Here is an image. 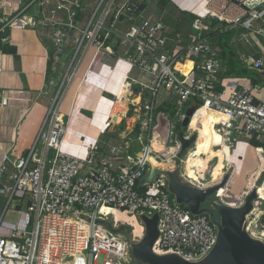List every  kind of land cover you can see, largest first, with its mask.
I'll return each mask as SVG.
<instances>
[{"label": "built area", "instance_id": "2783aa9c", "mask_svg": "<svg viewBox=\"0 0 264 264\" xmlns=\"http://www.w3.org/2000/svg\"><path fill=\"white\" fill-rule=\"evenodd\" d=\"M205 1L206 15L194 20L196 39L187 45L180 33L171 38L162 22L147 19L132 24L121 36L122 44L131 48L125 53L126 61L150 79L149 85H142L148 97L143 94L139 97L138 106L143 112L136 123L139 133L133 142L110 144L106 157L96 144L89 148L85 159L64 153L60 149L65 131L59 106L60 89L49 98L33 146L12 161L11 172L6 167V157L0 164V200H4L0 213V264H138L132 257L131 244L143 235L137 240L124 231L123 223L113 226L109 220L114 212L139 218L157 214L159 235L153 247L157 254H175L193 263L213 249L217 229L206 214L193 215L184 205H178L162 175L151 183H142L150 169V157L174 161L181 153L176 132L185 118L187 105L199 104L222 114L227 120L217 124L216 129L223 134L224 145L233 146L239 139L248 138L264 159V100L258 98L263 88L235 82L230 95L224 98L219 87L223 68L220 50L202 38L204 20H214L227 26L243 25L246 31L239 40L247 46L258 45L260 37L264 38V21L262 26L253 23L262 17L264 0ZM129 2L125 0L117 8L115 0H98L84 23L78 22L84 0H30L28 5H38V24L50 30L56 55L63 53L72 35L77 45L74 62L84 41L99 51L114 54L105 45L111 40L106 31L123 10L129 11ZM63 13L65 18L60 16ZM3 23L0 20V25ZM170 40L172 49L168 46ZM6 42L7 38L2 37L0 46ZM262 54L258 59L241 54L240 63L260 71L264 68L263 50ZM186 63L190 67L184 72ZM52 84L51 79L45 82L41 96L49 95ZM161 91L177 97L173 115L156 111L154 99ZM7 101L2 96L0 108L7 106ZM156 134L165 148L171 149L170 153L166 149L152 150ZM194 134L199 136V125L192 127L184 138ZM132 145L137 151H132ZM182 179L198 188L211 186L195 184L184 175ZM257 199L253 206H263L264 199ZM13 203L19 204L16 218L7 221L4 217ZM260 211V224L255 223L259 231L264 230V207ZM104 222L115 231L109 230ZM120 228L126 236L120 234Z\"/></svg>", "mask_w": 264, "mask_h": 264}, {"label": "crops", "instance_id": "0c3cea01", "mask_svg": "<svg viewBox=\"0 0 264 264\" xmlns=\"http://www.w3.org/2000/svg\"><path fill=\"white\" fill-rule=\"evenodd\" d=\"M25 2L27 0H0V20L4 21L0 28L6 26L0 34L7 38L6 51H0V101L2 96L8 98L7 106L0 108V164L6 157L8 172L12 171V161L25 155L35 143L49 107V98L55 96L59 89V106L65 121L60 149L64 153L85 159L89 148L96 144L101 147L102 155L106 157L110 144L133 142L135 137L130 140H119L105 134L112 123L115 125L114 132H120L119 124L125 119L128 106L136 96L138 99L142 94L148 97V91L142 85H149L150 79L126 61L125 53L131 48L128 44H122L121 36L132 24L139 23L140 20L137 19L143 15L142 19L162 22L171 38L180 33L183 44L187 45L196 39L192 28L194 20L203 19L206 15L205 0H151L141 15L133 16L129 11L124 12L117 22L108 28L106 32L110 35L111 41L105 45L110 46L114 54L99 51L84 41L76 61L73 62L77 45L72 35H69L63 53L60 56L56 55L52 48L50 30L41 28L38 24L40 11L38 5L36 3L28 5L24 4ZM97 2L98 0H84L78 22L84 23L88 19L90 10ZM124 2L125 0L120 6ZM261 15L260 20L254 21V25L262 26L264 8L261 9ZM60 16L65 18L64 13ZM203 23V41L211 46H217L222 56L223 68L219 74V87L224 98H227L234 89L235 82L244 86L252 84L249 78L236 76L238 69L251 70L240 63V55L255 59L263 57L264 38L260 37L258 45L247 46L239 40L240 35L246 31L243 25L227 26L214 20H204ZM113 38L117 40L113 41ZM168 46L172 49L173 41L170 40ZM11 48L15 49L14 54L9 52ZM232 62L235 63V67L231 65ZM69 68V77L62 85ZM258 72L264 73V68ZM48 79H51L53 84L49 88V95L43 97L41 93ZM122 90H128L123 97L128 99V104H125L124 112L120 116L122 118L118 122L119 118L115 119L120 113L117 114L116 105ZM258 98L264 100V88L258 93ZM177 103V97L165 91H161L154 99L157 110L159 112L170 110L166 112L169 114L174 111ZM190 106L192 105H187L185 110ZM199 112L198 110L193 116H199ZM206 123L207 118L202 130H206ZM215 130L217 131L216 125ZM219 134L224 143L223 134ZM197 140L198 138L196 142ZM206 147L209 150L207 156L217 152L226 153L225 148L222 151L216 150L215 145L209 142L206 143L205 150ZM132 151H137L133 145ZM254 153H256L254 146L248 138L235 142L230 158L233 166L230 181L231 184L234 181L240 182V186L231 191L233 194L240 191L247 176L259 167L260 162L256 155L257 160L255 159ZM255 182L256 179L251 180L248 190ZM224 189L228 190L226 187ZM3 206L2 199L0 213ZM18 207L19 204H13L4 219L13 221Z\"/></svg>", "mask_w": 264, "mask_h": 264}, {"label": "water", "instance_id": "95a60500", "mask_svg": "<svg viewBox=\"0 0 264 264\" xmlns=\"http://www.w3.org/2000/svg\"><path fill=\"white\" fill-rule=\"evenodd\" d=\"M150 2L151 0H130L128 10L133 16H139ZM9 52L14 54L15 49L11 48ZM200 108L199 104L188 107L180 126L186 127ZM196 139L195 134L185 139L183 132H180L178 140L181 144V153L174 160V169L163 170L150 165L142 183H151L156 176L162 175L166 178L168 190L178 205H184L193 215L206 214L217 229L213 249L203 259L193 263L175 254H157L153 247L159 235L158 215L154 214L152 217L142 215L140 219L144 226V234L138 242L131 244L134 261L138 264H264V242L253 238L246 229L247 216L252 212L253 202L258 198L257 189L248 192L242 205L230 206L218 195V192L228 185L230 174L224 175L219 183L207 188L189 185L179 174L177 169L181 155L196 143ZM259 183L260 181L257 185ZM212 197L214 200H209ZM103 224L112 232L115 231L109 223ZM118 231L122 232L123 228Z\"/></svg>", "mask_w": 264, "mask_h": 264}, {"label": "bare ground", "instance_id": "6f19581e", "mask_svg": "<svg viewBox=\"0 0 264 264\" xmlns=\"http://www.w3.org/2000/svg\"><path fill=\"white\" fill-rule=\"evenodd\" d=\"M189 67H190V64L186 63L183 66L182 70L184 72H186L189 69ZM125 95H126L125 90H122L120 93V100H118L117 105H116L117 106V114L120 113V115H118L119 117H117V118H120L121 114H123V112H124L125 104L126 105L128 104V99L123 98V97H125ZM133 102L134 103L139 102V99L137 98V96H136V99L134 98ZM199 115H204L207 118L206 130H202L201 122H196L193 125V127H197V125H199V130H200L198 140H197V145L195 148L196 150H195V152L190 151L187 154L186 158L184 160H182V164H183V171H184L185 176H187L189 179H192V180H198L199 183L201 184L202 180L204 182L207 181V179H205L206 173L212 174L215 172V174H216L218 172L219 165H217V164H219L222 161L223 156L226 155L225 153L223 154V152H217L215 154H212V156H211L212 158H210V157L205 158L206 157L205 146H206V143L209 142L212 145H215L216 150L222 151V149H224V148L226 149V147L223 143L222 137L215 130V125L220 124L221 122L226 121L227 119L222 114H219V113L215 112L214 110H206L204 108L201 109V111L199 112ZM137 121H135L133 124L135 125V123ZM151 148H152V150H154L156 152H162L164 149H166L164 146V142H163L162 138H160L157 134L155 135V137L153 138V140L151 142ZM166 151L168 153H170L171 149H166ZM256 153H255V155L257 156V158L260 162L262 160L261 159L262 157L259 155V153H257V154ZM197 156L200 158H194ZM149 162L151 165H154L157 168H160L163 170L174 169V161H172V160H167V161L161 160V161H159L155 157H150ZM263 163H264V161H263ZM214 166H216V167H214ZM262 169L263 170L261 171L259 178L255 182V185L251 186V188H250V190H252L254 188L257 189V194H258L259 199H264V182H261L257 185L258 181H260L262 178V174L264 172V167ZM211 176H212V178H214V174ZM201 186H207V185H201ZM223 189H221L220 191H222ZM220 191L218 192V195H219ZM226 195L227 194L224 191V193H222L221 197L220 196L219 197L221 198V200H224L225 202H227L230 206H236L239 203L237 198H235L234 196H226ZM116 213H118V212H116ZM114 214H115V212H114ZM260 214H261V211L257 208V206H255L254 210L250 213L248 218L251 216H254L255 220H256L259 218ZM252 224L254 225L255 222L251 223V225ZM247 231L249 232V234L253 238L261 240L264 242V230L259 231L255 227L253 229H250V226H249Z\"/></svg>", "mask_w": 264, "mask_h": 264}, {"label": "rangeland", "instance_id": "374dc122", "mask_svg": "<svg viewBox=\"0 0 264 264\" xmlns=\"http://www.w3.org/2000/svg\"><path fill=\"white\" fill-rule=\"evenodd\" d=\"M30 0H27V2H25L24 4H26V3H28ZM122 1L123 0H115V5H116V7L119 5L120 6V3H122ZM118 8V7H117ZM124 12H128L127 10H123V13ZM144 16L142 15V16H140V18H138L137 19V21H139V20H141L142 18H143ZM126 21V23L128 22L127 21V19L125 20ZM130 23V22H129ZM128 24V23H127ZM194 33H195V37H196V32L194 31ZM116 41L117 39L116 38H113V41ZM111 41V40H110ZM209 45H211V44H209ZM166 112H170V110H167ZM170 115H172L171 113H170ZM121 118L122 117H120L119 118V120H118V122L121 120ZM118 119V118H117ZM116 119V120H117ZM192 121V120H191ZM121 122H123V120L121 121ZM217 127V126H216ZM180 131L179 130H177V132L176 133H179ZM199 132H200V130H199ZM198 138V137H197ZM196 145H197V142H196V144L195 145H193V146H191V148H190V150H188L185 154H183V156H182V160H184L185 158H186V156H187V154L190 152V151H193V152H195V148H196ZM226 147V155L223 157V159H222V161L219 163V164H217V165H219V170H218V172L215 174V172L214 173H206V176H205V179H207V181L206 182H204L203 180H202V183L200 184L199 182H197L198 180H193L194 181V183L195 184H199V185H207V186H209V185H213V184H217V183H219L220 181H221V179H222V177L224 176V175H226V174H230V175H232L233 174V166H232V163H231V161H230V158H231V154H232V149H233V147H234V145L233 146H231V145H226L225 146ZM208 151L209 150H207V147H206V150H205V155H206V157L205 158H208V157H210V158H212L211 156L212 155H209V156H207L208 155ZM254 157H255V159L257 160V158H256V156H255V153H254ZM159 161H161V160H163V157L162 156H160V158H157ZM262 160L260 161V165H259V167L255 170V172L254 173H252L251 175H249V176H247V179H246V182L244 183V185H242V188L240 189V191L237 193V194H233V192H231L233 189L235 190V189H237L238 188V186H240V182H238V183H236L237 181H234L232 184H231V182L232 181H229L230 183H228V184H231V185H227L226 186V188L228 189L227 191L225 190V189H223L222 191H220V193H219V196L221 197V195H222V193H224V191H226V196H234L235 198H237V200L239 201V203H238V206H240V205H242L243 204V202H244V200H245V198H246V195L248 194V192L250 191V190H247L248 189V187H250V183H251V180L252 179H256V181H257V179L259 178V176H260V174H261V171L263 170L262 168L264 167V163H263V158H261ZM224 160V161H223ZM163 161H165V160H163ZM223 163V165L221 166V164ZM216 165V166H217ZM216 166H214V167H216ZM221 167V168H220ZM212 168V167H211ZM178 172H179V174L181 175V177L184 175V177L185 178H187L188 179V177L187 176H185V174H184V171H183V164L182 163H180V165H179V167H178ZM213 174H215V177L214 178H212V176L211 175H213ZM220 174H221V176H220ZM243 180V179H242ZM249 180V181H248ZM216 182V183H215ZM248 182V183H247ZM261 182H264V174L262 175V178H261V180H260V183ZM242 184V183H241ZM248 185V186H247ZM228 186H231V187H229L228 188ZM209 200H214V198L212 197V198H209ZM255 202H258V199L257 200H255ZM14 204V203H13ZM13 204L11 205V207H10V209L12 208V206H13ZM264 207V205L263 206H261L260 204L257 206V208L260 210V209H262ZM254 210V209H253ZM252 210V211H253ZM250 215V214H249ZM248 215V216H249ZM248 216H247V227H246V229H248L249 228V226H250V229H253L255 226H256V224L257 225H259L260 223H259V221H258V219H256L255 220V217L254 216H251V217H249L248 218ZM110 222H111V224L113 225V226H117V225H120L121 223H123L124 224V231H128V234H130V236L132 237V238H137V240H139V237H141V235H143L144 234V226H143V224L142 223H140V218L139 217H137V216H126V215H124V214H120V213H116L115 212V214H113V216L112 217H110V220H109ZM253 222H255L256 224L255 225H251V223H253ZM120 234H122V235H124V236H126L127 235V233L126 232H120ZM141 234V235H140ZM260 237V236H259Z\"/></svg>", "mask_w": 264, "mask_h": 264}, {"label": "trees", "instance_id": "16d2710c", "mask_svg": "<svg viewBox=\"0 0 264 264\" xmlns=\"http://www.w3.org/2000/svg\"><path fill=\"white\" fill-rule=\"evenodd\" d=\"M2 37H6L4 34H0V39ZM6 47L7 46H0V51H6ZM231 65H233V67H235V63L232 62ZM236 76L237 77H247L251 80L252 84L254 86H259V87H263L264 88V73H259L258 71H253V70H241L238 69L236 72ZM162 109V108H159ZM202 108L199 109V111H201ZM158 111V110H156ZM142 109L138 106V103H134L131 102L128 106V110H127V114L125 116V119L123 120V122H121L119 124V131L120 132H114V128L115 125L112 123L110 124V126L107 128L105 134L108 137H115L118 138L119 140L123 139V140H130L133 139L135 136H137V134L139 133V127L138 125H134L133 123L137 120H139L140 116L142 115ZM173 114V112H171ZM192 120V121H191ZM189 121V124L186 127H178L177 130H179L180 132L183 133H188L193 125L198 121L201 122L202 124V129H204V123H205V116L204 115H199V116H193V118ZM123 133V135H122ZM120 134L122 136H120ZM251 144L253 146H255V144L253 142H251ZM194 158H200V157H194Z\"/></svg>", "mask_w": 264, "mask_h": 264}]
</instances>
